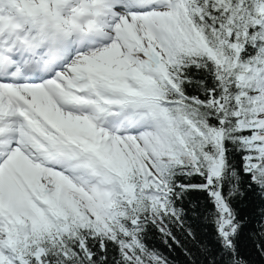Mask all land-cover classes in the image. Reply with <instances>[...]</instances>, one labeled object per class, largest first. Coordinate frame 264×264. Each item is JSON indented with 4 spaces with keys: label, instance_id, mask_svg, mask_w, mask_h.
Instances as JSON below:
<instances>
[{
    "label": "snow or ice",
    "instance_id": "6c2138e0",
    "mask_svg": "<svg viewBox=\"0 0 264 264\" xmlns=\"http://www.w3.org/2000/svg\"><path fill=\"white\" fill-rule=\"evenodd\" d=\"M0 264H264V0H0Z\"/></svg>",
    "mask_w": 264,
    "mask_h": 264
}]
</instances>
